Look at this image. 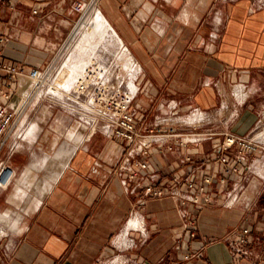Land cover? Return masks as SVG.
<instances>
[{"label":"crops","instance_id":"0c3cea01","mask_svg":"<svg viewBox=\"0 0 264 264\" xmlns=\"http://www.w3.org/2000/svg\"><path fill=\"white\" fill-rule=\"evenodd\" d=\"M90 2L0 1V65L7 63L22 72L12 79L0 69V100L10 95L12 111L23 108L34 88L29 74L46 70L79 24L82 13L76 5ZM261 3L98 0L96 9L137 69L132 110L139 130L176 125L179 131L197 132L204 139L179 145L169 137L167 145L154 143L148 154L128 162V144L110 138L99 122L87 124L88 132L78 139L65 136L58 152L59 140L52 137L51 156L56 161L46 171L49 177L40 183L39 194L23 208L32 190L24 183L45 173L34 168L39 142L23 134L26 106L15 137L0 156L13 171L9 184L0 187V264H250L263 259ZM172 100L175 109L168 105ZM196 108L202 114L188 116ZM64 112L73 114L66 108ZM185 118L201 120L188 125ZM225 133L261 139L262 148L243 153L239 172L226 184L214 183L204 193L186 185L180 188L183 194L198 195L199 202L173 196L175 177H186L194 169L198 182L221 174L222 164L214 153L222 152ZM240 152L230 150L231 163ZM137 160L147 161L148 168L137 167ZM147 186L166 193L147 196ZM234 194L237 199L230 205ZM183 210L189 215L184 217ZM245 226L253 229L250 258L233 254L228 243ZM191 230L195 238L190 237Z\"/></svg>","mask_w":264,"mask_h":264},{"label":"built area","instance_id":"2783aa9c","mask_svg":"<svg viewBox=\"0 0 264 264\" xmlns=\"http://www.w3.org/2000/svg\"><path fill=\"white\" fill-rule=\"evenodd\" d=\"M97 2L98 0H92L89 4L79 3L76 5L75 10L82 13L81 20H83V16H85L87 11H91V9L96 6ZM77 27L70 35L69 39L65 42L64 46L58 53L56 60L52 62L46 70L32 71L29 74V76L34 80V88L29 98L26 100L25 105L19 112H14L9 108L8 101L10 99V95H5V99L0 100V156L4 149L10 144L13 135L17 132L21 114L23 109L27 106L29 100L35 99L37 93L42 90L43 87L48 84V81L54 77L55 72L57 71V76L59 70L67 62V44L70 40L74 39L72 37L75 36ZM125 48L127 47L125 46ZM64 57L65 59H63ZM121 66L123 73L125 75L128 74V71L124 68L122 62ZM0 69L12 79L17 78L22 74L17 67L7 63L1 64ZM81 69L82 70H80L78 75L75 72L71 73V76L74 75L77 78L74 79L71 88L68 89V92H66V94H62V92L67 91V87L62 86L60 88L57 87V89L60 90V93L56 94L66 96L68 99L74 101L85 110L91 112L93 117L91 121H86V124L93 125L99 122L102 124L104 132L110 138L128 144V162L134 159L137 155L148 154L154 143H158L160 146L167 145V139L169 137H172L174 142L179 145L197 143L204 139L200 133L192 131L182 132L174 128L164 130V132L159 129L158 134L141 132L138 128L136 113L132 110V104L138 88L136 92H133L129 82H127L125 78L120 77L121 74L116 71L117 69L114 64L112 62H104L100 56L97 59H94L90 64L83 66ZM168 105H171L173 109L177 107V104L174 103L173 100L170 101ZM197 114H202L198 108L190 112L188 116ZM200 120L190 122L186 118L185 122L188 125H193ZM211 135L212 133L209 134L208 137ZM168 148L172 149L171 146H168ZM233 148H238L241 152L235 156L234 163H231L229 152ZM261 148V139L238 136L233 133H225L221 144L222 152L214 153L215 159L219 160L222 164L221 174L218 177L207 175L200 182H198L195 175L196 169H194L186 177H175L173 179L174 186L171 190L172 195L195 203L199 202L198 195L183 194L180 188L183 185H186L188 190L197 188L198 191L204 193L206 188L214 183L226 184L232 174L239 172L240 168L237 163L242 161V156L244 155L243 153H255ZM188 160H190V158H188ZM135 165L141 169H147L149 166L147 161L142 160H137ZM12 175V169L0 160V187L7 186L11 181ZM124 184H126V181H124ZM235 189L236 188L234 187V190ZM165 193L166 190L158 186H147L145 188V194L147 196H163ZM236 199V194L231 195L228 204L232 205ZM205 202H210L209 196L205 197ZM183 215L186 217L189 215V212L183 210ZM188 224L189 223H187V225ZM135 227L139 228L140 223L137 222ZM252 234L253 229L250 226H245L237 230L233 237L228 239L229 248L233 254L241 258H250L251 252L249 245ZM190 237L195 238L196 232L191 230ZM262 237L264 238V230L262 231ZM185 258L189 259L190 255H186ZM250 264H264V258L253 259Z\"/></svg>","mask_w":264,"mask_h":264},{"label":"rangeland","instance_id":"374dc122","mask_svg":"<svg viewBox=\"0 0 264 264\" xmlns=\"http://www.w3.org/2000/svg\"><path fill=\"white\" fill-rule=\"evenodd\" d=\"M260 1L264 6V0ZM83 17V20H80L81 22L76 29L77 32L75 36L72 37L74 39L70 40L71 42L69 41L67 44L68 49L66 51V56H68V59L65 63L66 65L64 64V66H62L57 76L56 71L54 74V77H56H53L51 80H49L48 84L43 87L42 90L44 95L40 98V100L35 104L34 99L29 100L27 108L24 111L25 116H27L26 120H28V122L26 125H24V128L22 127L24 129L23 134L28 136L29 140H31L30 136L35 137V140H37V142L39 143L40 140H44L45 142L47 141V139H49L48 141L50 142L47 141L48 143H44V145H41L39 143L35 144L36 147L34 151L36 161L34 162V168L41 171V173H45L39 174L37 176H31L24 183L25 185H30L32 190L28 191L29 196L23 200V208L30 205L33 196L39 194V190L37 189L40 183L45 180L46 177H49L46 175V171H48L51 167V164L56 161L51 156L52 137H55V139L59 140V143L57 145L58 152L60 147L63 145L65 136L67 137L73 134V136H76L78 139L84 136L86 132H88L87 130L89 128L87 127L88 125L85 122L91 121L93 114L82 108L80 105L76 104L74 101L68 99L66 96L56 94L60 93V90H58L57 87L60 88L62 86H66L67 88H65L67 91L62 92V94H66V92H68V89H70L72 86L65 82L66 77L71 74V67L68 66V62L73 53L76 52V46L81 38L90 37L93 42V48L89 49L88 58L85 60L83 66H86L87 63L93 62L94 59H97L100 56L104 62H112L117 69L116 71L121 74L120 77L125 78L126 81L129 82V85L131 80L133 78L135 80L138 76L137 69L132 61L130 68L127 69L128 74L125 75L123 73L121 62L125 68L126 64L124 63V59L128 60L129 57L125 56L123 50L120 49L117 43V39L114 40L113 38H111L110 30L104 33L103 36L95 35V28L97 27V23L93 11H87L85 13V16ZM63 59H65V57ZM65 108L71 110L73 114L64 112ZM80 121L83 125H80ZM32 125H35V128H33ZM77 126L79 128H77ZM173 128L179 130L178 126L176 125H168L162 128L155 127L153 128L154 131L145 133L158 134L159 129L163 130L164 132V130ZM15 135L16 133L13 135V138L15 137ZM3 230L7 232V229L3 228Z\"/></svg>","mask_w":264,"mask_h":264},{"label":"bare ground","instance_id":"6f19581e","mask_svg":"<svg viewBox=\"0 0 264 264\" xmlns=\"http://www.w3.org/2000/svg\"><path fill=\"white\" fill-rule=\"evenodd\" d=\"M92 10H93V13L95 15L96 23H97V27L95 28V35L96 36H103L104 33H106L109 30V24L104 19V17L101 15V13L99 12V10L96 9V7H94L93 9H91V12H92ZM114 35H116V34H114ZM111 38H113L114 40L116 39V37L113 36V33L111 34ZM76 48H77L76 49V52L73 53V55L71 56V58H70V60L68 62V66L71 67V73H74L75 72L78 75V73L80 72V70H82L81 68H83L82 66H83L85 60L88 58L89 49H92L93 48L92 39L90 37H83V38H81V40L77 44ZM124 60H125L124 63L126 64L125 68L126 69L130 68V66H131V59L128 58V60L127 59H124ZM88 64H90V63H87L86 65H88ZM75 78H77V77H75L74 75L71 76V74H70V75H68L66 77L65 82H67L71 86L73 84V81H74ZM130 87L132 88V91L133 92H136L137 87H136V84L134 82V78L130 82ZM43 95H44L43 90H40L37 93V95L35 96V99L37 97H41Z\"/></svg>","mask_w":264,"mask_h":264}]
</instances>
